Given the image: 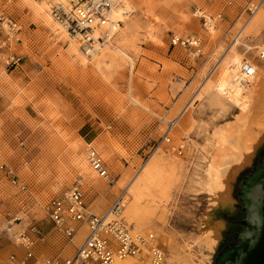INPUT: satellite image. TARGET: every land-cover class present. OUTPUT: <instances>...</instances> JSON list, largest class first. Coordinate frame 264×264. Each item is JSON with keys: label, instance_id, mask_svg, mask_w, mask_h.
Listing matches in <instances>:
<instances>
[{"label": "rangeland", "instance_id": "obj_1", "mask_svg": "<svg viewBox=\"0 0 264 264\" xmlns=\"http://www.w3.org/2000/svg\"><path fill=\"white\" fill-rule=\"evenodd\" d=\"M128 1L134 11L113 45L131 60L107 48L83 63L47 15L45 2L51 0H0V16L21 25L13 33L0 25V44L7 37L11 43L0 48L4 256L22 252L2 231L14 215L22 222L12 221L11 232L27 216L42 232L32 248L34 264L72 251L43 218L41 204L77 182L95 214H104L123 193L122 219L135 232L156 235L165 250L164 264H185L179 258L186 254L197 263L212 262L225 220L215 217L194 180L208 132L232 127L244 107L247 122L264 124V59L258 56L264 43V1L253 17L249 6L257 0ZM200 15L207 18L205 26ZM174 36L197 38L198 50L171 44ZM11 56L16 61L6 64ZM167 131V151L156 150L153 146ZM263 143L264 132L250 163L231 182L230 204L218 208L235 211L236 177L251 167ZM179 144L184 148L178 153ZM88 146L102 154L108 179L83 170ZM8 167L27 184L26 191L9 184ZM208 227H219L213 250L204 243Z\"/></svg>", "mask_w": 264, "mask_h": 264}, {"label": "built area", "instance_id": "obj_2", "mask_svg": "<svg viewBox=\"0 0 264 264\" xmlns=\"http://www.w3.org/2000/svg\"><path fill=\"white\" fill-rule=\"evenodd\" d=\"M261 1V0H259ZM71 12L74 18L76 28L81 31V40L84 42L92 41L91 33L98 31V40L103 41L104 37L109 36V33L122 25L121 19H116L113 16L114 10H117L122 4V0H73ZM251 3L249 6L250 13H253L255 7ZM254 7V8H253ZM127 12H123L125 15ZM204 20V26L207 18L200 15ZM218 17H221L218 14ZM0 25L2 28H7L9 32H17L21 25L11 18L0 16ZM10 38H6L0 44V48L10 47ZM19 42V39H16ZM200 41L192 38L182 39L172 37L171 44L180 43L183 46L195 47ZM260 59H264V43L262 44L259 54ZM18 60V59H17ZM16 61L14 56L6 58V64ZM172 123H169V127ZM166 140V141H165ZM169 134L165 133L160 137L157 144L153 147H165L163 142H170ZM163 144V146H161ZM184 144H179L178 153L183 150ZM167 151V149H166ZM88 159L91 168L96 172L97 176L107 179L110 176L109 167L104 163L100 154L93 148L88 149ZM6 177L9 184L16 188L18 192L27 190V184L22 183L18 174L14 169H6ZM1 201V198H0ZM123 196L117 195L108 205L104 214H95L89 210L85 192L81 186L74 182L64 193L49 198L41 205L43 218L47 219L54 230L64 239L65 243L72 244L73 249L69 255L63 256L61 253H56L50 259L44 258V264H111L114 257L124 258L127 256H135L142 251L143 244L151 243L152 237H144L143 235L132 236L130 228L122 219L121 212L123 210ZM113 214V217L108 219L106 212ZM22 217L14 215L7 220V226L2 229L4 233L13 240L14 245L19 246L22 250L18 255L16 252L7 253L5 256L0 252V264H31L30 261L34 258L32 248L36 241L42 238V232L37 226V223L27 216L26 223L18 228L17 231L11 232L12 221H22ZM79 222H84L87 225V233L83 235L78 244H74L73 239L78 232ZM11 232V233H10ZM150 263L163 264L165 258V250L157 242L151 244ZM3 244L0 241V250ZM49 258V257H47ZM33 264V263H32Z\"/></svg>", "mask_w": 264, "mask_h": 264}, {"label": "bare ground", "instance_id": "obj_3", "mask_svg": "<svg viewBox=\"0 0 264 264\" xmlns=\"http://www.w3.org/2000/svg\"><path fill=\"white\" fill-rule=\"evenodd\" d=\"M72 1L73 0H51V3L49 4L48 2L45 3L46 5H49L47 15L58 26V28L61 29L64 36L68 39L70 45L72 46L73 51L80 58V60L83 63H85L87 59L94 58L95 55L97 56L98 53H100L101 51L107 48H113L122 57L131 60L123 51H121L119 48L113 45V42L115 41V38L117 37L118 32L120 31L121 25L113 29L109 33V36L103 38L104 39L103 41L98 40V35H99L98 31H94L93 33H91L93 39L92 41L89 42L82 41L81 40L82 33L78 28H76L74 24V18L71 12V7H73ZM263 1L264 0L261 1L257 0L254 4H252L255 7V9L253 10L252 16L250 17H253L256 14ZM122 2L123 4L117 10H114L113 16L116 19H121L122 22L124 23L126 21L125 19L129 17V12H133L134 8L131 6L130 1L122 0ZM124 11L127 12L125 15H123ZM68 28L71 29V31H68L69 30ZM187 38H192V40L197 39L195 37H187ZM197 47L198 46L196 45L194 48ZM240 111L241 113L239 114V116L236 117V120L234 121L232 127L219 126L218 128L215 129L213 128L211 132H208L207 137L205 136L206 146H204L201 149V158H200L201 162L199 163L201 165H199L200 167L199 169L197 168L200 171L197 172L196 170L197 174L194 182L196 186L199 188V191H202L203 193H205V195L208 196L207 199L209 201V208L211 207L212 209L228 206L230 204L231 182L234 179V176L238 173V171L250 163L254 150L256 149V146H258V144L263 138L264 124L260 121L257 123L251 121H250L251 123L247 122L246 108L244 107ZM177 124H178V120L176 121V125ZM166 133L169 134V131H167ZM169 143L170 142H163V144H169ZM89 148L95 149L94 147L91 146H88L86 148L85 160L87 164L86 163L83 164V170L85 172H88L89 174L91 173L96 174V172L91 168L87 156ZM159 148L160 147L158 146L155 149L158 150ZM97 152L100 154L102 160L105 163L102 154L99 151ZM99 178L105 179L102 177ZM91 185L102 188V185H100V183H91ZM120 194H122L123 196V204H124L125 202L124 194L123 193ZM106 215L108 219L113 217V214H110L109 211L106 212ZM121 217L123 218V210L121 212ZM77 224L79 229L73 239L74 244H78L80 241L77 242V240L82 238L83 235L87 233V225L84 222H79ZM219 227H214V228L208 227L203 231L204 243L206 245V248L213 250L214 247L216 246L219 236V231H218ZM12 228L10 230H13ZM13 232H15V230ZM130 232L133 237L137 235H143L144 237L147 238L149 237L150 234L152 237L151 238L152 242L141 245L142 251L133 257L132 256H127L124 258L114 257L113 262L111 264H151L150 263L151 261L150 248L152 246L151 244L153 243L155 244L157 242V244L160 245L156 235L153 234L152 232L149 233L135 232L132 229L130 230ZM68 245L73 246L72 244H68ZM2 249L0 250V252L3 254ZM50 258L51 257L45 259L47 260ZM179 260L181 262H184L185 264H201L195 262L193 258L187 254L182 255L179 258ZM32 261L34 264L35 256L32 259ZM43 262L42 264H44ZM164 263H165V258L163 264ZM4 264H9V263H4ZM10 264H14V263H10Z\"/></svg>", "mask_w": 264, "mask_h": 264}, {"label": "water", "instance_id": "obj_4", "mask_svg": "<svg viewBox=\"0 0 264 264\" xmlns=\"http://www.w3.org/2000/svg\"><path fill=\"white\" fill-rule=\"evenodd\" d=\"M232 196L238 201L233 204L234 212L220 208L213 211L215 217L224 218L225 229L221 231L211 264H264V143L251 167L239 172ZM241 219L242 225L239 222L232 224ZM230 242L237 243L224 248Z\"/></svg>", "mask_w": 264, "mask_h": 264}, {"label": "flooded vegetation", "instance_id": "obj_5", "mask_svg": "<svg viewBox=\"0 0 264 264\" xmlns=\"http://www.w3.org/2000/svg\"><path fill=\"white\" fill-rule=\"evenodd\" d=\"M244 207V204H243V206H242V208ZM245 219V218H244ZM243 219H241V220H236V221H232L233 223L232 224H234V222H239L240 224H241V222L240 221H242ZM242 225V224H241ZM239 234V233H238ZM237 236V235H236ZM236 238V237H235ZM237 241V240H236ZM238 242V241H237ZM237 242H230V244L228 245V246H226V247H224V248H228V247H230V245L232 244V243H237ZM223 248V249H224Z\"/></svg>", "mask_w": 264, "mask_h": 264}, {"label": "crops", "instance_id": "obj_6", "mask_svg": "<svg viewBox=\"0 0 264 264\" xmlns=\"http://www.w3.org/2000/svg\"><path fill=\"white\" fill-rule=\"evenodd\" d=\"M1 241V240H0ZM31 263V262H30Z\"/></svg>", "mask_w": 264, "mask_h": 264}]
</instances>
